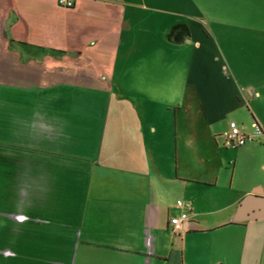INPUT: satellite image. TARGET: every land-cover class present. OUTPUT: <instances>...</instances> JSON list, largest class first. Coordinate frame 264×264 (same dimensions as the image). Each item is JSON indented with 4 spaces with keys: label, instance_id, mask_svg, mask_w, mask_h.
<instances>
[{
    "label": "crops",
    "instance_id": "crops-1",
    "mask_svg": "<svg viewBox=\"0 0 264 264\" xmlns=\"http://www.w3.org/2000/svg\"><path fill=\"white\" fill-rule=\"evenodd\" d=\"M189 2L0 0V264H264V36L229 61ZM230 119L262 134L225 146Z\"/></svg>",
    "mask_w": 264,
    "mask_h": 264
},
{
    "label": "rangeland",
    "instance_id": "rangeland-1",
    "mask_svg": "<svg viewBox=\"0 0 264 264\" xmlns=\"http://www.w3.org/2000/svg\"><path fill=\"white\" fill-rule=\"evenodd\" d=\"M184 10L197 18L204 19L205 27L210 28L214 33L222 31L221 35L219 34L220 36L217 35V38L219 39L220 47L227 55L229 61L231 60L228 52L231 49L237 51L241 59H247L253 52V36H264V0H193V2L185 5ZM232 17H237V19L225 20ZM246 17H251V19L245 20ZM249 24L250 26L248 27L247 25ZM224 37L227 38V43ZM135 55V51L132 50H129V52H126V50H123V52L118 51L116 60L111 67L97 69L104 76L103 82L107 95L110 92L109 94L112 97L110 109L118 108L123 111V108H135L132 101L129 100L128 102L131 103H126L127 100H123V88L129 85L135 87V83H128L123 75L126 69H135ZM157 57L158 60L162 59V56L159 54H157ZM174 60L175 72L179 73L183 67L182 60L178 56ZM127 63L128 67L126 68ZM169 96L170 94L161 100L155 101L140 100L138 97H135L137 101L134 102L143 103L145 109L146 107L155 109L160 106V109L163 110L161 111L162 115L164 113L169 114L178 107L176 103H182L181 105L183 106L184 102L182 101L183 99H171ZM192 107H194L193 103ZM162 117L160 118L162 119ZM102 126L103 123H100L99 127L101 128ZM171 130L173 133L172 124ZM195 150L199 151L200 147H196ZM28 251L34 253L35 250L31 248Z\"/></svg>",
    "mask_w": 264,
    "mask_h": 264
},
{
    "label": "built area",
    "instance_id": "built-area-1",
    "mask_svg": "<svg viewBox=\"0 0 264 264\" xmlns=\"http://www.w3.org/2000/svg\"><path fill=\"white\" fill-rule=\"evenodd\" d=\"M55 2L60 6H71L73 4V0H55ZM252 125V132H245L235 120H228L227 128L222 132L223 145L236 146L246 141L253 140L255 137H259L262 134L261 128L256 122H253ZM188 204V201L176 199L175 205L179 207V212L169 216L167 222L170 230L178 231L183 227V222L187 217L186 208L188 207Z\"/></svg>",
    "mask_w": 264,
    "mask_h": 264
}]
</instances>
